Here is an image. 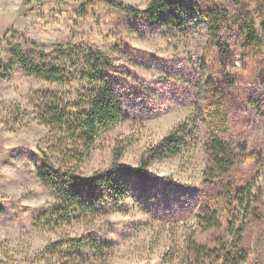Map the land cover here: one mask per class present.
<instances>
[{"label": "rangeland", "instance_id": "obj_1", "mask_svg": "<svg viewBox=\"0 0 264 264\" xmlns=\"http://www.w3.org/2000/svg\"><path fill=\"white\" fill-rule=\"evenodd\" d=\"M83 1L0 0V55L4 67L10 65L0 73V264H185L191 238L210 248L219 240L228 245L229 213L219 229L209 231H199L196 213L228 181L243 190L239 198L247 197L242 188L250 185L264 202V164L240 159L230 175L208 184L203 141L210 124L217 123L223 136L264 157V54L237 53L229 69L236 83L227 86L209 46L208 24L197 15L190 20L182 14L186 22L174 27ZM119 1L143 8L149 0ZM221 1L234 10L230 0ZM65 40L92 43L112 59L107 78L127 113L98 134L82 172L88 176L119 165L135 174L142 159L150 163L143 176L127 178L129 195L123 200L99 214H77L67 224L50 226L43 216L57 197L36 176L38 147L50 133L28 101L47 84L19 67L7 41L26 52V41L48 51ZM184 120L195 122V141L175 156L152 157V147ZM238 205L234 227L246 225L241 242L249 254L242 264H264V204L254 218ZM87 235L107 244L102 255L80 258L68 252L65 258L45 252L58 238Z\"/></svg>", "mask_w": 264, "mask_h": 264}, {"label": "trees", "instance_id": "obj_2", "mask_svg": "<svg viewBox=\"0 0 264 264\" xmlns=\"http://www.w3.org/2000/svg\"><path fill=\"white\" fill-rule=\"evenodd\" d=\"M97 1L136 19L160 21L174 27H181L186 22L182 14L190 15V20L197 15L208 24L209 46L216 53L222 82L227 86L236 83V77L229 74V69L235 65L237 53L264 54V0H230L234 10L221 0H149L143 8L119 0H84L83 4L87 6ZM7 46L26 74L47 84L28 97L34 117L50 133L45 145L38 147L39 163L36 165L38 180L57 197L55 204L43 216L47 225L67 224L77 214L96 215L108 208L109 203L123 200L129 195L127 178L143 176L149 160L142 159L141 166L131 171L135 174L119 165L88 176L81 169L98 134L111 130L127 117L107 78L106 72L113 66L112 59L89 42L60 41L48 51L34 41H26V52L19 43L7 41ZM9 69L10 65L4 67L0 55V73ZM195 129V122H179L152 147L150 154L154 158L179 154L183 147L195 141ZM222 131L217 123L210 124L203 141L206 154L203 181L208 184H215L222 176L230 175L231 168L240 159L253 158L261 166L264 164L260 153H248L245 144H235L223 136ZM115 153L118 158L122 150ZM242 189L247 193L243 194L246 198H239L238 193L243 190L237 192L233 182L228 181L219 186V192L211 194V201L202 202L196 213L199 231L219 229L226 212L229 213L227 222L232 227L233 239L228 245L219 240L215 248L189 239L185 246V264H204L207 260L219 261L220 264L247 261L248 248L241 242L246 225L243 223L235 228L233 212L239 201L238 206L254 218L255 210L264 202L259 201L258 194L251 191L250 185ZM106 247L107 244L92 235L67 236L50 243L45 252L65 258L69 257L68 252H75L84 258L90 254L102 255Z\"/></svg>", "mask_w": 264, "mask_h": 264}]
</instances>
